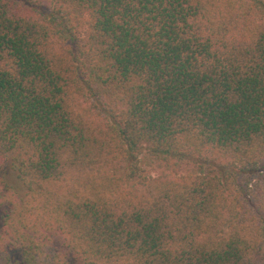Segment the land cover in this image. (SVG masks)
Returning a JSON list of instances; mask_svg holds the SVG:
<instances>
[{"label":"trees","instance_id":"obj_1","mask_svg":"<svg viewBox=\"0 0 264 264\" xmlns=\"http://www.w3.org/2000/svg\"><path fill=\"white\" fill-rule=\"evenodd\" d=\"M0 208V264H264V0H0Z\"/></svg>","mask_w":264,"mask_h":264},{"label":"rangeland","instance_id":"obj_2","mask_svg":"<svg viewBox=\"0 0 264 264\" xmlns=\"http://www.w3.org/2000/svg\"><path fill=\"white\" fill-rule=\"evenodd\" d=\"M145 169H147V171H149L152 175H156L157 174V172L155 171V170H151V169H149V168H145ZM6 174H7V176H8V179H10V182L11 183H15L17 186L19 185V183L17 182V181H15L16 179H15V174H11V173H9L8 172V169H7V172H6ZM0 215H1V208H0Z\"/></svg>","mask_w":264,"mask_h":264}]
</instances>
